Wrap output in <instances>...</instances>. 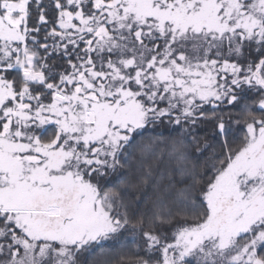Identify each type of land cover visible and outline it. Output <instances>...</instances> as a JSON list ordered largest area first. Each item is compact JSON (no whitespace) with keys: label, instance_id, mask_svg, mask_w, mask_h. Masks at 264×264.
I'll return each instance as SVG.
<instances>
[{"label":"snow or ice","instance_id":"1","mask_svg":"<svg viewBox=\"0 0 264 264\" xmlns=\"http://www.w3.org/2000/svg\"><path fill=\"white\" fill-rule=\"evenodd\" d=\"M165 124L167 184L145 137ZM209 124L222 154L191 174L186 137ZM95 256L264 264V0H0V264Z\"/></svg>","mask_w":264,"mask_h":264},{"label":"trees","instance_id":"2","mask_svg":"<svg viewBox=\"0 0 264 264\" xmlns=\"http://www.w3.org/2000/svg\"><path fill=\"white\" fill-rule=\"evenodd\" d=\"M47 2V0H45ZM34 7V6H33ZM225 113H232V118L225 116L227 138L230 145L235 146L239 143L243 135V125H238L236 120L240 119L238 116L239 106L232 107L229 105L223 106ZM178 131V130H177ZM177 133L172 131V126L167 124L149 128L145 132L146 138H151L155 141H160V146L156 148V155L160 158L157 160L155 156L148 158L149 163H154L156 166V178L167 184L169 181L178 182L181 180V174L177 167L176 159L171 155L170 149H166L163 141L170 136ZM193 136L199 139V144H193L189 149L187 158L182 162V167L191 174L204 173L210 170V165L213 162V156H220L222 154L223 137L213 134L212 125L198 126L191 134L186 137V142H190ZM139 141V138H137ZM147 141H145L146 143ZM199 147V151L196 148ZM163 150V151H162ZM142 155V146L134 142V146L130 149V161L135 165L136 161ZM181 186V185H177ZM125 237H120L118 240L107 241L104 245L105 250L109 253V257H116L121 252V246L125 243ZM109 257L95 256L90 257L96 264H104Z\"/></svg>","mask_w":264,"mask_h":264}]
</instances>
